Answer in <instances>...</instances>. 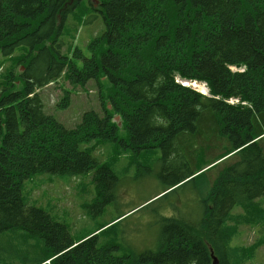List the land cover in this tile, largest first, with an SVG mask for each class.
<instances>
[{
  "label": "trees",
  "instance_id": "trees-1",
  "mask_svg": "<svg viewBox=\"0 0 264 264\" xmlns=\"http://www.w3.org/2000/svg\"><path fill=\"white\" fill-rule=\"evenodd\" d=\"M75 1L67 10L81 7ZM64 2L7 0L0 8V50L12 64L0 74V235L19 229L27 244L43 240L44 251L28 264H214L211 250L218 264H246L250 246H233L240 226L264 223V136L255 140L264 134V0H102L101 32L85 49L64 38L80 26L65 10L60 21ZM19 46L25 52L14 55ZM178 78L206 82L211 97ZM89 82L98 87L101 112L84 113L72 128L54 116L59 110L47 113L45 87L62 86L58 106L65 110ZM235 97L250 105L227 102ZM221 138L228 146L213 155ZM108 144L136 154L160 148V160L197 152L202 165L176 157L180 165L170 170L184 171L160 198L192 182L199 217L160 215L155 250L119 253V245L101 243L104 229L75 240L64 223L29 204L27 179L95 167L96 203L113 200L103 181L108 168L93 155Z\"/></svg>",
  "mask_w": 264,
  "mask_h": 264
},
{
  "label": "rangeland",
  "instance_id": "rangeland-1",
  "mask_svg": "<svg viewBox=\"0 0 264 264\" xmlns=\"http://www.w3.org/2000/svg\"><path fill=\"white\" fill-rule=\"evenodd\" d=\"M77 23L80 26L71 27L64 38L66 41L73 40L71 47L85 49L92 37L101 31L92 23L83 24L80 21H74V24ZM66 46L68 45L65 44L63 50ZM24 52L25 49L19 46L14 55ZM78 63L80 64L81 61ZM0 66L1 72L4 70L6 72L12 67L11 59L4 56L1 50ZM21 70L24 69L21 67ZM4 77L6 79V76ZM61 82L64 80L62 79ZM2 84L0 80V89ZM64 85L71 89L73 84L65 81ZM40 92L42 93V90ZM64 93L65 90L58 84L45 87L44 96L47 102L45 110L47 113H55L59 110L56 113L57 116H54L67 128L78 124L83 114L90 110L102 111L95 82H89L84 88H77L70 97L69 109L61 110L62 107L58 104ZM117 120L120 121V118ZM226 142L225 138H221L220 145L211 147L212 154L215 155L219 151L218 147L222 145L224 147L221 150L227 148L228 145L224 144ZM205 154L209 159L208 150ZM93 155L108 168L103 170V181L109 186L107 194L114 198L105 205L96 203V182L93 181L98 171L96 167L87 174L74 176L39 174L27 179L23 187V193L26 198H29V204L42 207L56 220L64 223L75 240L96 231L101 225L124 214L113 222H117L115 226L102 234L101 243L110 242L119 245L121 248L119 253L126 250L137 252L147 249L155 250L160 243L162 229L160 215L179 217L181 214L191 220L199 217L198 202L201 199L192 182H187L176 191L160 198L165 194L160 193L165 190L169 182L184 171L178 168L174 171L170 170V167L175 168L180 165V162H173L176 157L177 161L180 159L187 161L192 157V166L202 165V161H198L197 152L188 154L190 157L180 156L177 152L168 155L167 160H160L162 157L160 148L136 154L133 151L121 152L115 148V144H108L96 148ZM225 161L229 163L234 160ZM184 167L186 171L187 166ZM169 170L171 176L167 177ZM261 198L264 202V196ZM241 210L238 207L234 212ZM22 233L21 230L15 229L0 235V264H28L44 251L43 240L27 244ZM236 237L237 244L232 242L235 247L255 245L254 250L250 247L246 250L249 259L246 264H264V223L241 225ZM211 253L213 254L214 251L211 250Z\"/></svg>",
  "mask_w": 264,
  "mask_h": 264
},
{
  "label": "flooded vegetation",
  "instance_id": "flooded-vegetation-1",
  "mask_svg": "<svg viewBox=\"0 0 264 264\" xmlns=\"http://www.w3.org/2000/svg\"><path fill=\"white\" fill-rule=\"evenodd\" d=\"M7 0H0V8L1 9H5L6 5L4 4V2ZM18 0H14V5L17 3ZM76 3L75 0H65L64 3H62V6L59 8V10H61V15H60V21L62 19V15H64V12L67 11L68 13L70 12L69 10H67V6H73ZM77 3H82L81 7L77 4L74 6L73 8V12L69 13L66 16V20L68 19H73L74 15L73 13L76 12L78 9H81L83 12L86 13V16L88 18H92L95 20H100L102 18H104L105 13L102 12V10H100V8H102V0L98 1V0H78ZM65 10V11H64Z\"/></svg>",
  "mask_w": 264,
  "mask_h": 264
}]
</instances>
